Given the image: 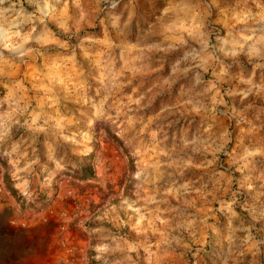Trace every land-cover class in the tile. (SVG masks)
I'll return each mask as SVG.
<instances>
[{
  "label": "clouds",
  "instance_id": "obj_1",
  "mask_svg": "<svg viewBox=\"0 0 264 264\" xmlns=\"http://www.w3.org/2000/svg\"><path fill=\"white\" fill-rule=\"evenodd\" d=\"M0 264H264V0H0Z\"/></svg>",
  "mask_w": 264,
  "mask_h": 264
}]
</instances>
